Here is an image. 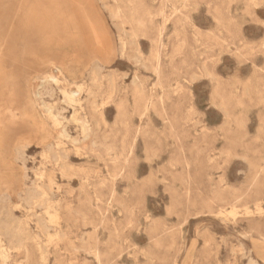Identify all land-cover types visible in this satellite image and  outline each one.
<instances>
[{
	"label": "rangeland",
	"instance_id": "1",
	"mask_svg": "<svg viewBox=\"0 0 264 264\" xmlns=\"http://www.w3.org/2000/svg\"><path fill=\"white\" fill-rule=\"evenodd\" d=\"M93 1L0 0V264H264V0Z\"/></svg>",
	"mask_w": 264,
	"mask_h": 264
},
{
	"label": "bare ground",
	"instance_id": "2",
	"mask_svg": "<svg viewBox=\"0 0 264 264\" xmlns=\"http://www.w3.org/2000/svg\"><path fill=\"white\" fill-rule=\"evenodd\" d=\"M95 1L93 0H80L79 5H77V8L72 12V16H71V21H72V27L73 28H79L82 29L84 31H86L90 36H92L93 33L97 34L100 33V28H99V23H98V17L96 15H94L93 13V7H94ZM84 11V12H83ZM83 12V14H82ZM94 29V30H92ZM87 37L86 39V45L89 44H94L97 41H100V39H102L101 37H98L96 39V41L94 39H92V37ZM103 47V46H101ZM121 47V46H120ZM123 48V47H122ZM102 67L101 66H97L94 68L93 70V74H92V80L94 82V85L96 86V84H98L100 75H101V71H102ZM57 70H60L59 67H57ZM40 87V88H39ZM39 87L37 88V90L35 91V95L36 98L41 102V104H44L43 102V95L45 94L46 91H48L49 89L47 88V86L44 85V83H40ZM54 92V91H53ZM89 95L93 94V91L88 92ZM54 97V95H53ZM52 97V98H53ZM96 106V103H94V107ZM24 115V114H23ZM26 115V114H25ZM29 116V115H28ZM24 117V116H23ZM30 117V116H29ZM31 119V118H29ZM37 119V118H36ZM21 151V150H20ZM19 156V155H18ZM25 168V167H24ZM27 179V178H26ZM39 180V179H38ZM35 187V186H34ZM26 192V191H25ZM21 197V194L19 195ZM26 197V195H25ZM28 198V197H26ZM25 199V198H24ZM5 201V200H4ZM34 202V201H33ZM4 203V202H3ZM28 203V202H27ZM6 204V203H4ZM9 205V204H8ZM31 205V203L29 204ZM10 206V205H9ZM6 207V206H5ZM4 209V208H3ZM13 210V209H12ZM10 212V211H8ZM1 215V214H0ZM10 215V214H9ZM8 215V216H9ZM38 218V217H37ZM20 223V222H19ZM22 234V233H21ZM0 244L1 247H3L2 245V240L0 238ZM98 256V255H97ZM252 261V260H251ZM257 264V263H256Z\"/></svg>",
	"mask_w": 264,
	"mask_h": 264
}]
</instances>
